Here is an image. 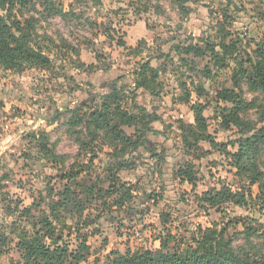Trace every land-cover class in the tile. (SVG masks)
Masks as SVG:
<instances>
[{
	"label": "rangeland",
	"instance_id": "1",
	"mask_svg": "<svg viewBox=\"0 0 264 264\" xmlns=\"http://www.w3.org/2000/svg\"><path fill=\"white\" fill-rule=\"evenodd\" d=\"M34 1V10L17 18L33 20V40L50 65L0 69V264H29L22 237H43L44 220L61 237L65 264L80 244L87 251L79 264H106L114 252H156L168 235L170 250L193 246L208 228L222 232L235 253L264 258V188L233 167L230 155L243 135L232 123L223 128L217 107L225 104L215 101L217 91L233 90L235 55L253 56L264 42V0ZM57 8L65 16L54 14ZM222 41L236 49L223 67L208 51L183 52L207 44L220 52ZM144 63L156 69L155 76L146 73L147 89L135 83ZM240 89L246 111L239 118L259 129L264 93L243 82ZM113 92L127 116L143 109L157 118L149 131L113 118L123 135L89 134L88 114ZM195 105L202 107L201 126ZM256 160L264 177V145ZM119 186L131 196L121 208ZM223 186L247 204L205 203ZM65 189L72 202L52 213Z\"/></svg>",
	"mask_w": 264,
	"mask_h": 264
},
{
	"label": "trees",
	"instance_id": "2",
	"mask_svg": "<svg viewBox=\"0 0 264 264\" xmlns=\"http://www.w3.org/2000/svg\"><path fill=\"white\" fill-rule=\"evenodd\" d=\"M38 1L42 2L43 0ZM35 6L34 0H0V69L21 71L26 68L42 69L50 65V61L36 47L33 40L35 36L33 20L24 19L21 22L17 18V14L22 15V11L27 10L29 7L34 10ZM50 9H54V6L51 5ZM54 14L65 16L60 8L55 9ZM119 44L124 46L122 43ZM218 47L220 52L216 51L213 44H207L203 48L204 50L199 46L190 45L183 52L193 54L195 57H203L205 52L208 51L213 64L223 67L222 64L225 58L227 56L232 58L236 54V49L235 45H232V43L226 45L224 41ZM251 54L253 56L246 53V59H242L243 56H240V54L235 55L236 57L233 60L236 61L237 69L233 71V90L222 89L217 91L215 101L217 105L218 103L225 104L224 107H217L223 117V128L228 129L230 123H232L243 135L236 144V151L230 155L233 167L236 169L237 174L249 178L250 185L259 184V187L263 189L264 177L257 168L256 152L260 146L264 145V125L259 129L255 128L249 123L242 122L238 115L239 112L246 111V105L241 96V82L253 91L264 93V42L257 45ZM155 70L149 63L140 65L137 73V79L139 80L135 81L136 86L147 89L149 82L146 80V73H152L151 75L155 76ZM242 79L244 80L242 81ZM201 108L200 105H195L192 108L196 123L200 126L203 124ZM224 113L228 114L224 115ZM113 118L121 120L117 122L119 125L128 127L140 125L144 132L149 131V124L157 119L143 109L140 110L139 117L134 114H128L127 116L125 112L121 111L117 103L116 93L113 92L104 96L100 106L88 114L86 127L89 134L95 138V132L98 130H110L116 136H119L118 134L123 135L122 131H117V126L112 125V122H115L112 121ZM200 129H203V127ZM142 134L144 133L142 132ZM127 141L128 145L135 144L130 143V137ZM41 146L43 149L44 145ZM212 146L216 147L217 145L212 143ZM124 166V164H118L117 168L122 170ZM177 174L178 176L188 177L187 181L192 182L189 174L183 170H179ZM91 189H89V193ZM119 189L122 191L124 188L119 186L118 189H115V192L119 193ZM124 192L119 200L115 202L118 208H121L125 201L131 198L128 189H124ZM72 195L71 190L65 189L60 195L62 199L51 206V212L53 213L56 209L67 208L69 203L72 202L70 199ZM204 201L210 207H216L224 203H233L237 206L247 204L243 194L232 191L225 186L216 193L206 194ZM78 207L81 211L82 207L80 205ZM44 227L48 231L43 237L39 235V232H34L29 240H27V235H23L20 246L24 252L26 262L29 264H65L66 251L63 249L64 247L57 246L61 237H53V232L50 229L51 225L47 220H44ZM199 233V237L193 241V246L170 250L168 247L169 239L173 240V237L168 235V240H160V248L156 252H135L126 255L114 252L106 264H264V258L257 257V255H239L235 253L230 244L225 242L222 232L217 233L215 229L208 228L205 230L200 229ZM46 239H49L50 244H45ZM79 248L80 252L72 257L73 263L71 264H79L84 260L85 255L83 253L87 251V247L80 244Z\"/></svg>",
	"mask_w": 264,
	"mask_h": 264
}]
</instances>
